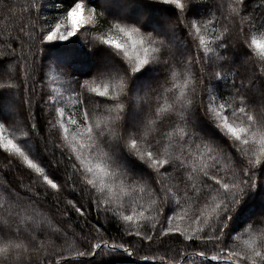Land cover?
<instances>
[{
  "label": "snow or ice",
  "instance_id": "1",
  "mask_svg": "<svg viewBox=\"0 0 264 264\" xmlns=\"http://www.w3.org/2000/svg\"><path fill=\"white\" fill-rule=\"evenodd\" d=\"M0 264H264V0H0Z\"/></svg>",
  "mask_w": 264,
  "mask_h": 264
},
{
  "label": "trees",
  "instance_id": "2",
  "mask_svg": "<svg viewBox=\"0 0 264 264\" xmlns=\"http://www.w3.org/2000/svg\"><path fill=\"white\" fill-rule=\"evenodd\" d=\"M19 2L23 3V2H24V0H19Z\"/></svg>",
  "mask_w": 264,
  "mask_h": 264
}]
</instances>
